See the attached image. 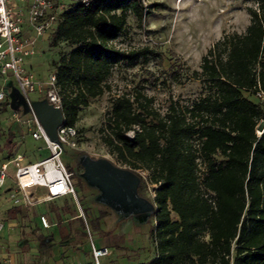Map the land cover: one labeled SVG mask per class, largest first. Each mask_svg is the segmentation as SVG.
I'll list each match as a JSON object with an SVG mask.
<instances>
[{
	"label": "trees",
	"instance_id": "16d2710c",
	"mask_svg": "<svg viewBox=\"0 0 264 264\" xmlns=\"http://www.w3.org/2000/svg\"><path fill=\"white\" fill-rule=\"evenodd\" d=\"M255 2L245 31L224 34L186 76L201 80L206 95L191 105L171 99L164 113L141 89L112 99L103 142L129 171H150L156 185V255L146 264H264V131L257 133L264 104L255 96L258 86L264 92V0ZM129 12L143 18L140 0L79 2L47 32L51 46H70L53 62L66 125L75 126L80 108L111 90L114 64L160 56L112 45ZM182 72L176 57L168 73L177 80ZM140 181L137 194L146 198ZM92 225L98 229V219Z\"/></svg>",
	"mask_w": 264,
	"mask_h": 264
},
{
	"label": "rangeland",
	"instance_id": "374dc122",
	"mask_svg": "<svg viewBox=\"0 0 264 264\" xmlns=\"http://www.w3.org/2000/svg\"><path fill=\"white\" fill-rule=\"evenodd\" d=\"M140 2L144 7L143 18L140 20L129 12L126 29L112 45L123 50L148 47L160 56L148 53L147 57L139 56L133 61L120 60L112 66L107 78L111 90L80 108L75 124L78 130L77 148L66 147L62 156L64 164L73 172L76 198L67 196L65 200L42 202L16 211L10 208L8 187L0 188V220L5 226L2 234H6L1 235V239L6 240L4 244L10 253H15L17 247L24 243L45 249L51 264L59 259L68 263L72 257L79 261L80 254L74 250L76 254L72 255L70 249L71 246L76 249L79 239L73 235L68 240L60 239L58 231L65 226L77 232L84 247H88V231L81 217L88 225L95 244L100 246L103 243L109 248V255L102 259L103 264H146L155 257L156 246L150 237V230L155 223L152 211L156 185L150 181V171H129L102 140L101 129L111 109L112 99L116 95L131 94L141 89L154 98V107L161 113L166 111L171 99L177 100L180 105H191L207 91L201 80L186 76L193 70H199L202 56L224 34L245 31L250 22L247 8H256L257 4L255 0ZM69 49L65 42L51 46L48 33H45L36 38L34 53L25 58L23 66L36 78L46 79L54 71L53 62ZM176 57L183 67L182 76L177 80L168 73V65ZM7 84L13 94L20 97L19 104L23 109H27L14 79L8 80ZM28 96L47 134L53 137L54 125L62 121L61 111L48 104L37 92ZM10 125L6 122L0 124V159L5 158L2 161L10 158V150L15 155L23 154L28 161L49 155L42 140L21 137L15 132V125L10 130L15 145H9ZM132 134V130L126 133L127 136ZM9 168L13 173V166ZM140 177V186L146 198L137 194ZM32 195L39 194L35 190ZM41 213L49 218L52 224L49 229L40 226L38 216ZM96 219L100 224L98 229L92 225Z\"/></svg>",
	"mask_w": 264,
	"mask_h": 264
},
{
	"label": "built area",
	"instance_id": "2783aa9c",
	"mask_svg": "<svg viewBox=\"0 0 264 264\" xmlns=\"http://www.w3.org/2000/svg\"><path fill=\"white\" fill-rule=\"evenodd\" d=\"M79 2L87 6L90 0H0V123L15 124L22 136L42 140L49 151L48 156L36 161L26 160L23 154H12L8 160L0 162V188L5 187L8 179L13 182L7 199L16 207L28 208L67 196L76 198L73 173L62 161V156L66 147L77 148L78 130L63 120L56 126L53 137L47 134L28 95L37 92L48 104L61 109L56 75L52 72L46 79H38L24 68L23 63L34 53L36 38L52 30L59 15ZM11 78L26 101L27 109L23 111L8 99L7 83ZM255 96L264 104V92L259 86ZM262 124L258 134L264 131V122ZM10 165L14 168L13 173L9 170ZM39 188L45 189V193L33 196V191ZM38 218L43 228L51 227L46 214L41 213ZM85 225L90 247L87 264H103L102 259L109 255V248L97 246ZM3 229L4 223L0 221V233Z\"/></svg>",
	"mask_w": 264,
	"mask_h": 264
},
{
	"label": "crops",
	"instance_id": "0c3cea01",
	"mask_svg": "<svg viewBox=\"0 0 264 264\" xmlns=\"http://www.w3.org/2000/svg\"><path fill=\"white\" fill-rule=\"evenodd\" d=\"M7 86H9V85L7 84ZM8 99L12 101V104L16 105L17 109L22 110V111L24 110L23 107L19 104L20 97L18 95L13 94V90L10 86L8 89ZM4 122H6L9 125L11 123L8 121H2L0 124H3ZM13 125H15V124L11 123V125L8 126V129L10 132L8 134V136L11 135V133H12L10 130L13 129ZM15 129H16L15 132L17 131L18 133H20L21 137L29 136V135L22 136L21 132L19 131V129L16 125H15ZM8 144L9 145H15V141H14L13 136H12V143H8ZM12 154L13 153L10 150L8 152V157H10ZM2 159H5V158H2ZM2 159H0L1 160L0 162H2ZM3 161H6V160H3ZM12 185H13V182L10 179H8L7 183L5 185L8 187V190L10 189V187ZM36 191L38 192V194L45 193V189H43V188H39ZM60 199L65 200L66 197L60 198ZM56 200H59V199H56ZM10 204H11L10 208H12V209L17 208L16 206L12 205L11 202H10ZM18 208L21 209L23 207H18ZM40 226H41V224H40ZM43 229H45V228H43ZM3 231H4V229L0 233V264H51V261L49 260V255L45 254V249H40L38 246L30 247V246H27L23 243V244H21L20 247H17L15 253H10L9 250L6 249V245L4 244V242H6V240L1 239V235L2 236L6 235V234H4V235L2 234ZM58 235H59L60 239H63V240H68L69 238L72 237V235L76 236V238L79 239V241H77V243L75 244L76 249H74V247L71 246V248H70L72 250L71 254L73 255L75 252L74 250H77L76 252H78L80 254L81 258L78 261L77 258L74 259L72 257V258H70L68 263H65V261L59 259V260H56V262H53V264H87L90 261V248H89V246L86 248L84 247V243L81 240L80 235L77 232L74 233V232L70 231L67 227L64 226V227H61L59 229ZM77 239H75V240H77ZM73 240H74V237H73ZM101 245L107 246L103 243H101L100 246Z\"/></svg>",
	"mask_w": 264,
	"mask_h": 264
},
{
	"label": "water",
	"instance_id": "95a60500",
	"mask_svg": "<svg viewBox=\"0 0 264 264\" xmlns=\"http://www.w3.org/2000/svg\"><path fill=\"white\" fill-rule=\"evenodd\" d=\"M52 106V105H51ZM53 107V106H52ZM57 109V108H56ZM58 110H60V109H58ZM61 111V110H60ZM62 114V113H61ZM63 122V116H62V121L60 122V123H62ZM59 123V124H60ZM59 124H56V125H54V131H55V128H56V126H58ZM262 127H263V124H261L260 126H259V130H261L262 129Z\"/></svg>",
	"mask_w": 264,
	"mask_h": 264
}]
</instances>
